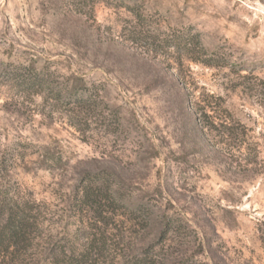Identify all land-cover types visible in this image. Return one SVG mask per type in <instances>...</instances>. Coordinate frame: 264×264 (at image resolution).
Returning a JSON list of instances; mask_svg holds the SVG:
<instances>
[{"label": "rangeland", "instance_id": "rangeland-1", "mask_svg": "<svg viewBox=\"0 0 264 264\" xmlns=\"http://www.w3.org/2000/svg\"><path fill=\"white\" fill-rule=\"evenodd\" d=\"M3 197L10 264H264V0H0Z\"/></svg>", "mask_w": 264, "mask_h": 264}, {"label": "trees", "instance_id": "trees-1", "mask_svg": "<svg viewBox=\"0 0 264 264\" xmlns=\"http://www.w3.org/2000/svg\"><path fill=\"white\" fill-rule=\"evenodd\" d=\"M88 99V94H78L76 96L78 102H86ZM94 181L95 179L91 176L88 180L89 185L82 189V201L87 206L97 210L101 207L102 203L108 202L109 198L92 187L91 182L95 183ZM36 227L37 222L33 217L29 216L24 206L11 203L6 197L0 199V264H10V261L13 262L14 258L22 254L30 244L31 234ZM93 246L94 244L90 240V243L87 242L83 250L78 253H75L73 250L63 249L61 252L62 257L55 263L85 264L92 253L98 254L100 252V250H94ZM142 263L143 259H141V262L140 260L139 262H135V264Z\"/></svg>", "mask_w": 264, "mask_h": 264}]
</instances>
